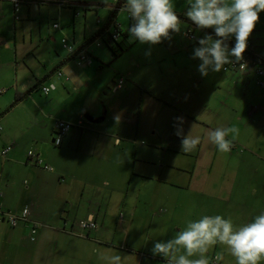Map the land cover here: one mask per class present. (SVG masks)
Segmentation results:
<instances>
[{
  "label": "crops",
  "instance_id": "obj_1",
  "mask_svg": "<svg viewBox=\"0 0 264 264\" xmlns=\"http://www.w3.org/2000/svg\"><path fill=\"white\" fill-rule=\"evenodd\" d=\"M124 3L122 0L119 4ZM174 3L176 12L183 16L181 22L192 26L184 16L182 0ZM62 8L72 9L76 29L81 14L76 15L72 7ZM110 14L108 10L105 24ZM116 21L128 29L126 13L116 12ZM98 23L95 34L105 25L100 18ZM55 24L59 23L55 22L54 28H61ZM191 31L188 29L186 35L195 43L188 40L186 49L177 47V33H172L168 43L158 44L163 48H155L158 58L153 62H166V69L158 68L153 81L136 73L137 58L126 45L128 34L122 37L127 48L118 56L105 43L92 42L88 50L95 59L90 65L79 66L75 58L67 60L69 54L63 45L66 53H59L55 64L45 65L41 73L29 64L11 68L0 60V204L5 212L21 214L25 208L29 210L27 219H20L16 225L7 219L0 221V264H109L106 258L117 254L122 257L121 264H165L162 257L153 256V244L142 242V237L130 238L127 228L142 204L148 207L152 201L161 204L165 200L173 210L166 220L164 216L156 220L154 241L170 239L184 227L175 224V211L182 210L186 218L194 219L196 215L190 214L194 210L198 215L219 214L226 219L232 217L236 225L264 211V191L254 186L258 169L264 170V145L240 152L241 143L232 139L228 155L234 158L235 152L241 162L238 165L236 159L224 160L208 139L209 132L225 120L221 112L233 95L242 94L245 100L248 96L256 98L255 81L264 90L259 75L256 68H224L202 76L198 71L200 61L192 59L200 37L195 33V38L191 37ZM202 31L203 36L212 33L211 29ZM86 36L77 39L76 35H64L61 41L67 37L77 46L90 38ZM234 42L233 38L229 46ZM247 44L264 61V34L257 27ZM112 45L118 49L116 43ZM56 68L63 71L62 76L55 73ZM122 72L126 73L125 83L114 91ZM9 74V81L1 80ZM52 82L56 89L44 94L41 85ZM215 90L220 95L211 97ZM20 94L25 96L16 101ZM176 117L184 119V135L201 138L194 151H181V139L173 126ZM256 117L252 110L243 130L248 136L264 138V127H258ZM59 119L72 127L61 144H55L54 129ZM6 146L12 148L4 156ZM30 150L35 157L29 156ZM36 159L41 162L36 163ZM159 183L169 185L168 190L160 191ZM145 186L154 190L145 193ZM249 192L253 196L262 193V202L248 201ZM176 196L186 199L187 206H179ZM146 210L153 212L152 208ZM90 218L97 221V228L85 230L79 226ZM208 254H212L210 260L223 255L219 264H235L223 246H216Z\"/></svg>",
  "mask_w": 264,
  "mask_h": 264
},
{
  "label": "clouds",
  "instance_id": "obj_2",
  "mask_svg": "<svg viewBox=\"0 0 264 264\" xmlns=\"http://www.w3.org/2000/svg\"><path fill=\"white\" fill-rule=\"evenodd\" d=\"M184 16L198 30L211 29L198 40L192 59L199 60L198 71L202 76L220 72L225 65L244 59L247 42L264 12V0H185ZM121 12L132 21L127 29L129 42L154 46L180 33L182 22L176 12L174 0H125ZM234 44L229 47V41ZM150 52H146L149 55ZM246 67L241 64V68ZM55 89V85H52ZM45 93L49 89H44ZM175 134L181 139V151H194L201 143L199 136L184 135L183 117H176ZM239 134L235 127L219 126L208 134L209 141L220 152H230L233 139ZM223 246L235 259V264H264V211L244 224L236 225L222 215H202L187 218L184 227L170 239L153 243V256L162 257L165 264H213L208 253L216 246ZM197 257V258H193ZM109 264H121V255L107 257ZM223 255H216L221 261Z\"/></svg>",
  "mask_w": 264,
  "mask_h": 264
},
{
  "label": "rangeland",
  "instance_id": "obj_3",
  "mask_svg": "<svg viewBox=\"0 0 264 264\" xmlns=\"http://www.w3.org/2000/svg\"><path fill=\"white\" fill-rule=\"evenodd\" d=\"M90 2L95 4H92L91 6L92 8L86 10V12L82 11L81 15L77 17L76 29H75L72 18V9L62 8L61 6L54 3L42 2V3H33L30 5H24L22 7L21 12L15 13L12 1L0 0V60L4 62H8L11 68H13V65L16 66V64H18L19 68L21 69V68H25V65L29 64L32 66L35 72L38 73H41L44 70L45 65H51V64L54 65L56 56L59 53L61 54L66 53V50L62 47V41H61V38L64 35H68L71 37L76 35L77 39H81L85 35H87L86 37H91L92 35H95V32L99 28L98 19L100 18L102 20V24H101L102 26L107 21L106 19L108 16V10H110L111 8L108 6V4L114 7V5L121 3V1L117 3L116 0H90ZM182 5L186 6L185 0H182ZM181 12H183V10ZM123 13L124 12H121V14ZM177 14L180 17L181 21L184 20L182 19L183 16L180 15L181 13L177 12ZM55 22L59 23L61 25V28H54L53 24ZM256 27L258 28L259 32H262L264 34V12L260 13V20L257 23ZM190 28H192V30L197 36H199L200 38L203 37L202 30H198L193 25L188 27L187 24L182 23L181 32L177 33V38H176L177 47L186 49L190 45L189 44L190 42L195 43L192 39H190L186 35L187 30ZM166 43H168V40H166ZM163 44H165V40L163 41ZM126 45L130 46L129 50L130 51L132 50V54L135 55L137 58V63L135 64V70L136 73L139 74L141 78H144L145 80L148 81H153L157 79L156 75L158 68L166 69L165 68L166 62L162 61V62H157L156 64L153 62L154 58H158V54L155 48L156 47L163 48L162 46L160 45L149 46L146 44L141 45L139 44L138 41H134L130 43L129 40H126ZM146 52H150V54L146 55ZM184 54H186V52H183L182 55ZM177 60L180 62L179 57H177ZM121 61L125 64V59H122ZM105 70H109V69H105ZM122 73L124 74L121 75H126L125 72ZM11 76L12 74H9L7 77L2 78L1 80L9 81L11 79ZM64 77L67 78V76ZM55 80L58 82L61 81V78L55 77ZM158 84L159 83L156 82L155 86H157ZM255 84L256 86L254 88V92L257 95L256 98H254V96H248V98L245 100V97L242 94L239 95L237 93L233 95L231 100L227 103L226 109L222 110L221 112L222 114L221 118L223 117L225 120H221L219 122L220 126L235 127V128L239 127L241 129L239 130V134L235 135L234 138V140L237 141L238 144L241 143L240 152H244L247 149L254 150L264 145L263 137H261L260 135L248 136L247 135L248 131L243 130L244 123L250 122V112L252 110H255V114L257 115L255 119V123L258 125V127L260 126L264 127V90L260 88V86L256 83V81ZM210 95H212L211 97H218L220 94H218V92H216L215 90ZM253 126L254 125H252V127ZM260 129L261 128L256 130V132H258ZM248 137L252 138L251 142ZM229 138L233 139V136L230 135ZM232 154H234V158L231 157V153L228 155V152H219V155L223 157V159L226 161H228L231 158L236 159L235 152ZM236 161L238 162V165L241 164V162L238 159H236ZM245 170L246 167L244 166L243 174L246 175ZM181 174L187 176L185 173H181ZM256 178L258 179L254 182V186H258L261 192H263L264 191L263 169L261 168L258 169ZM224 183L225 181L223 182V184ZM146 184L152 185L154 184V181H147ZM159 185H160V191L164 189L168 190L169 188V185H165L163 183L162 184L159 183ZM176 188L171 187V189L176 192L177 190H180L179 188L177 189ZM152 190H154L153 187L149 189L147 186H145L144 192L150 193L152 192ZM250 194L251 192H249L246 195L248 201L252 200L251 202L253 204H257L259 202L256 201V199H258L260 202H262L263 200L262 193H260L258 196H253ZM176 197L177 199L175 201L178 202L179 206H183V207L187 206L188 202L186 199H183L181 196H176ZM166 205H165V200H161V204L154 203L152 201L151 205L148 207L145 206V204H142L139 207V215H137L134 218L130 227L127 228L128 231L130 228V238H134V236L136 238L142 237L143 239H140L142 240V242L144 241L147 244H153L154 235L152 234V232L153 229L155 228L154 224L156 220L160 216H164L165 217L164 220H166L167 217H170L171 212H173L172 208L170 209L168 207V203ZM148 208H152L153 212L147 211L146 209ZM167 208H169L170 210H168ZM180 211H175L176 212L175 217H178V219L175 221V224L177 226H184L185 220L187 218ZM190 214L194 216L196 215V218L202 215V214L198 215L197 210H194ZM157 222H159V219L157 220ZM125 232H127L126 228L124 230V233ZM212 254H208V257H210Z\"/></svg>",
  "mask_w": 264,
  "mask_h": 264
},
{
  "label": "built area",
  "instance_id": "obj_4",
  "mask_svg": "<svg viewBox=\"0 0 264 264\" xmlns=\"http://www.w3.org/2000/svg\"><path fill=\"white\" fill-rule=\"evenodd\" d=\"M11 1L14 5L16 12H19L21 7L25 4L49 2V3L57 4L61 7L62 6L72 7L74 8L76 14L79 15L81 8L91 6L88 0H11ZM122 6L121 4H118L115 7H112L111 9L114 10L115 12H117L118 10L121 11ZM115 24L118 27H122V24L118 23L117 21ZM54 26L59 27V24H55ZM191 32H189L190 36L195 38L194 32L193 31ZM114 36L117 37L118 35L114 34ZM62 42H63V47L67 50L69 54L77 51L78 47L74 43L70 42L67 38H63ZM100 44L101 42H98V45ZM248 49H249V46H247V50ZM75 57H76L77 64L79 66H85L87 64L89 65L93 61V59L85 51H82V50H79ZM241 64H245L246 67L241 68ZM225 68L228 70L229 69H240L242 71H247V70H250L251 68H256V72L259 75V84L261 85V87L264 88V61L263 62L259 61L253 56L247 55L245 52L244 59L242 61L236 62L235 59H233V63L226 65ZM55 73L60 76L63 75V71L61 69H57ZM124 83H125V77H120L115 83V85L113 86V90L114 91L119 90L121 87H123ZM52 85H55V89H56L57 86L53 82L49 84H42L41 89L43 93L46 94L44 91V89L46 88L49 89L47 94L52 92L53 91ZM71 127H72V124L68 121H65L62 119H59L56 121L55 129H54L56 133V136L54 139L55 144H61L62 137L71 129ZM11 148L12 146H6L2 150V154L6 156L11 150ZM29 156L35 157L34 150L29 151ZM36 160H37L36 163L41 162L40 159H36ZM45 168L51 169L50 166H45ZM28 215H29V210L26 208L23 210L21 214H15L12 212H5V210L2 208L0 204V221L7 219L12 225H16L20 219H27ZM79 226L85 230L95 229L97 228V221L93 218H90L88 220L81 221L79 223ZM33 232L34 233L36 232V228H34ZM215 256L216 255L212 257L211 262H213V264H219V261L218 262L215 261Z\"/></svg>",
  "mask_w": 264,
  "mask_h": 264
},
{
  "label": "trees",
  "instance_id": "obj_5",
  "mask_svg": "<svg viewBox=\"0 0 264 264\" xmlns=\"http://www.w3.org/2000/svg\"><path fill=\"white\" fill-rule=\"evenodd\" d=\"M120 1H122V0H120ZM89 8H92V7L90 6V7L81 8L79 14H81L82 11H84L85 9H89ZM110 11H111V14H110V18H109L108 22L97 32V34L91 36L82 45H77L78 49H77L76 52L71 53V54L68 53L69 55L67 56V60H70V59L72 60L73 58H75V60H76V57L75 56L77 55V52L79 50L85 51L94 60L95 57H93V55L88 50V47L90 46V44L92 42H96V43L101 42L100 45H102V43H105L107 45V47L113 49L114 56H118L120 50L121 51H124L127 48V47L124 46V44L122 42V37H124L126 34H128L127 29L124 30L123 27H118L115 24L116 23V12L114 10H112L111 8H110ZM74 12H75V10H74ZM75 14H76V12H75ZM131 23H132V21L129 20V26H130ZM208 30H210V29H208ZM114 34L115 35H118V36L115 37ZM64 38H67V37H64ZM67 39L69 40V38H67ZM70 42H72V41H70ZM72 43H74V42H72ZM113 43H116L118 45V49H114V47L112 45ZM62 45H63V42H62ZM245 52H246L247 55L253 56L254 58H256L259 61H262L263 62V60L260 59L259 57L255 56L250 49L246 50ZM120 77H125V76L124 75H121ZM24 96H25V94L24 95L23 94H20L18 96V98H17L16 101H19Z\"/></svg>",
  "mask_w": 264,
  "mask_h": 264
}]
</instances>
